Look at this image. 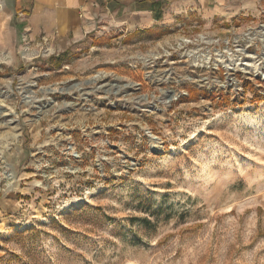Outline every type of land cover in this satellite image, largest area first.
<instances>
[{"label":"rangeland","instance_id":"374dc122","mask_svg":"<svg viewBox=\"0 0 264 264\" xmlns=\"http://www.w3.org/2000/svg\"><path fill=\"white\" fill-rule=\"evenodd\" d=\"M238 16L0 49V264H264L263 1Z\"/></svg>","mask_w":264,"mask_h":264},{"label":"crops","instance_id":"0c3cea01","mask_svg":"<svg viewBox=\"0 0 264 264\" xmlns=\"http://www.w3.org/2000/svg\"><path fill=\"white\" fill-rule=\"evenodd\" d=\"M264 0H0V49L17 52L22 32L47 34L71 47L112 20V30L150 31L193 9L208 24L213 19L254 14ZM238 16V17H239Z\"/></svg>","mask_w":264,"mask_h":264},{"label":"built area","instance_id":"2783aa9c","mask_svg":"<svg viewBox=\"0 0 264 264\" xmlns=\"http://www.w3.org/2000/svg\"><path fill=\"white\" fill-rule=\"evenodd\" d=\"M24 33H26L25 35H24V39H23V41H25V44L24 45H22V47H21V54H22V56H23V58H32V49H31V44L30 43H32L31 41H33V40H31V39H29V32H28V30L26 29V31H24ZM27 34H28V36H27ZM48 38L49 37H46V38H44V41H47L48 40ZM45 43H47V42H45ZM50 70H51V68H49Z\"/></svg>","mask_w":264,"mask_h":264},{"label":"trees","instance_id":"16d2710c","mask_svg":"<svg viewBox=\"0 0 264 264\" xmlns=\"http://www.w3.org/2000/svg\"><path fill=\"white\" fill-rule=\"evenodd\" d=\"M63 58H65V57H63V55L62 56H59L58 57V60L61 61ZM0 196H1V192H0Z\"/></svg>","mask_w":264,"mask_h":264},{"label":"bare ground","instance_id":"6f19581e","mask_svg":"<svg viewBox=\"0 0 264 264\" xmlns=\"http://www.w3.org/2000/svg\"><path fill=\"white\" fill-rule=\"evenodd\" d=\"M204 56H205V55H204ZM206 58L209 59V55L206 54ZM206 58H205V59H206Z\"/></svg>","mask_w":264,"mask_h":264}]
</instances>
